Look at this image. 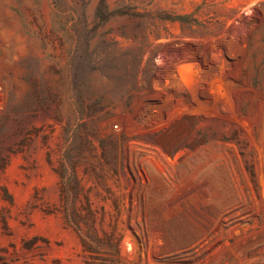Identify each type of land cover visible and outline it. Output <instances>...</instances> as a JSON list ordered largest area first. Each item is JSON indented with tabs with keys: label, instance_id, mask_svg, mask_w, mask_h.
Returning a JSON list of instances; mask_svg holds the SVG:
<instances>
[{
	"label": "rangeland",
	"instance_id": "1",
	"mask_svg": "<svg viewBox=\"0 0 264 264\" xmlns=\"http://www.w3.org/2000/svg\"><path fill=\"white\" fill-rule=\"evenodd\" d=\"M0 264H264V0H0Z\"/></svg>",
	"mask_w": 264,
	"mask_h": 264
}]
</instances>
